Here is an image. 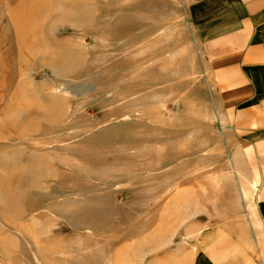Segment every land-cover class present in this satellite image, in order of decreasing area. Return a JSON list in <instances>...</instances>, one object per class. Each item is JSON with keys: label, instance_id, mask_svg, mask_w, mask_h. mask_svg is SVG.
Returning a JSON list of instances; mask_svg holds the SVG:
<instances>
[{"label": "rangeland", "instance_id": "374dc122", "mask_svg": "<svg viewBox=\"0 0 264 264\" xmlns=\"http://www.w3.org/2000/svg\"><path fill=\"white\" fill-rule=\"evenodd\" d=\"M200 32L188 0H0V264H153L244 216Z\"/></svg>", "mask_w": 264, "mask_h": 264}, {"label": "crops", "instance_id": "0c3cea01", "mask_svg": "<svg viewBox=\"0 0 264 264\" xmlns=\"http://www.w3.org/2000/svg\"><path fill=\"white\" fill-rule=\"evenodd\" d=\"M218 85L234 163L246 184V214L211 225L186 255L153 264H264V0H188Z\"/></svg>", "mask_w": 264, "mask_h": 264}]
</instances>
